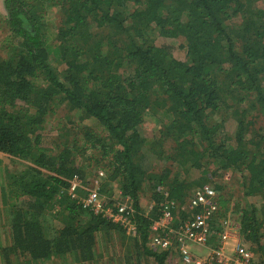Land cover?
<instances>
[{"label":"trees","instance_id":"obj_1","mask_svg":"<svg viewBox=\"0 0 264 264\" xmlns=\"http://www.w3.org/2000/svg\"><path fill=\"white\" fill-rule=\"evenodd\" d=\"M258 1L4 0L0 153L23 168L6 170L0 185V224L9 236L1 260L67 264L69 254L96 264L97 244L114 236L125 246L122 264H166L173 250L149 246L157 207L144 214L163 190L181 204L193 186L233 171L245 174V197L264 199V0ZM178 38L184 60L176 56ZM60 107L68 120L54 126L57 137L43 136ZM146 115L159 123L157 132L141 133ZM229 119L236 123L232 136L225 133ZM85 160L107 170L100 194L115 187L133 200L136 237L67 195L74 176L84 181ZM154 161L170 166L156 172ZM191 167L202 169L200 178L181 179ZM145 184L150 204L142 208ZM213 186L222 189L220 182ZM217 225L210 249L220 246ZM239 232L263 253L264 208H243Z\"/></svg>","mask_w":264,"mask_h":264},{"label":"built area","instance_id":"obj_2","mask_svg":"<svg viewBox=\"0 0 264 264\" xmlns=\"http://www.w3.org/2000/svg\"><path fill=\"white\" fill-rule=\"evenodd\" d=\"M104 172L99 171L92 187L86 186L80 177L74 176L69 182L67 195L76 200L82 208L95 215L119 224L129 236L138 235V226L133 222L135 208L129 196L108 198L99 193V179ZM230 172L223 179L230 180ZM80 188L79 194L77 189ZM88 190V191H87ZM84 191V192H83ZM163 199L151 203L144 213L146 216L157 207L158 216L151 221L149 246L153 250H173L180 255L184 264H264V256L259 255L237 233L238 227L228 218L215 217L221 209L217 191L211 183L192 191L187 206H180L171 199L166 190L162 191ZM111 202V204H108ZM190 210V211H189ZM185 212V218L180 217ZM219 227L220 246L212 249L208 256L198 257L191 251V246H206L210 233H213L212 222ZM233 239V249L226 248L227 242Z\"/></svg>","mask_w":264,"mask_h":264},{"label":"rangeland","instance_id":"obj_3","mask_svg":"<svg viewBox=\"0 0 264 264\" xmlns=\"http://www.w3.org/2000/svg\"><path fill=\"white\" fill-rule=\"evenodd\" d=\"M258 4H259V6H262L263 0H259ZM52 13H53V11L48 13L49 17H51L50 18L51 20L54 18V17H52ZM7 16L8 15H7V10L5 9L4 0H0V45H1V41L3 42V41L8 40L7 33L9 31V28H8L7 24L5 23V20H7L6 19ZM49 31L50 32L48 34L51 37H53L55 34L54 30H52V28H51V29H49ZM175 42H176L175 43L176 56L178 59L184 60L185 59V49H183L181 47V45L184 46L185 41L182 38H178V40H176ZM0 55L5 56L4 50H3L2 54H0ZM55 64H56V67L58 70H62L63 64L61 62L57 61V62H55ZM72 113H75V112H72ZM72 113L70 112V114L74 116V114H72ZM66 114H67V110L63 107H60L56 114H53L50 117H48L46 125H44V129L41 130L42 135L43 136H49L50 135L52 137H54V136L57 137L59 134H58V131L55 129L56 127L54 128V126L56 124H58V122H60V120H63V121L68 120V118L65 117ZM159 117L162 118V116H159ZM73 119L75 121L77 120L76 115L74 116ZM82 123L85 125H90L94 129L99 128L98 125L96 126V124L94 122H92V120H89V119L83 120ZM235 125H236V123H235L234 119H229L227 121V123L225 125V133L228 136L233 135L234 130H235ZM261 125H262V123H261ZM158 129H159V123H157V120L153 116L146 115L145 116V122L141 128V133L143 135H146V132L150 133V131H151V133H155L158 131ZM80 141H81V139H80ZM92 150H94V149H89L88 152H90L92 154ZM87 160H89V162H90V159H87ZM87 160H85V164L83 165V168H85V170H86L84 180H85V182L88 181L89 185L92 186V185H94L95 180H97L98 172L103 171L104 177L99 179V184H100L99 187H100L106 181L107 170H106V168L105 169L98 168L96 165L88 163ZM153 165H155L154 166L156 168L155 171L160 172V169H162L164 166H170V163L161 162V161H159V162L154 161L152 166ZM147 166H149V165H147ZM22 168H23V162H20L18 160L10 158L7 155L0 153V185H2L4 183V177H5L6 170H9V171L14 170L13 172H15L16 169L20 170ZM213 169L215 170V168H213V166L209 167V170H211V172L213 171ZM201 170L202 169H197V168L191 167L187 172L181 171V176H182L181 179H184L186 181L191 182L193 179L200 178ZM219 171H218L217 176H214L213 174L211 175L210 181L212 183L220 182L222 184V189L217 190L220 199L221 200L224 199L226 202L224 204L223 203L220 204L221 205L220 212L222 213V215L220 216L221 218L231 219V221L235 225L238 226L239 225L240 212H241V210H243V208L245 209L248 204H252V205L256 206V208L258 210H262L264 208V199L262 197H260V196L245 197L243 195V179H244L245 174L243 175V174H239V173L231 171L230 172L231 177H229L230 180L228 182L227 181L223 182L222 176H220ZM144 187H145L144 188V194L141 196L142 198L140 200V206H142V208H146L147 205L150 204L149 203V201H150L149 200L150 188H149L148 184H145ZM196 188H197V186H193L191 191H190V194ZM102 195H104L108 198H119L120 197L119 192L115 187L113 188V190L111 192L102 193ZM1 212L5 213V206L3 205V202L0 199V213ZM0 217H5V216L0 214ZM53 225L57 228L60 227L59 223L56 221L53 223ZM7 229H8V225H6L4 222H2L0 224V245H6L7 243H9V236H7ZM242 239H244V238L242 237ZM246 243L251 246L250 243H248V242H246ZM121 245H122V240L119 237H114V236L112 237V239H107V241H102L101 244H99V245L97 244L96 253H97V255L100 254V257H98V258L96 257V260L98 259V261H96V264H119V263L122 264V262H123L122 257L124 256V253H125V246H121ZM207 246L208 245H206V247ZM251 248L253 250H255L259 255L261 254V256H264V252L263 253L259 252L253 246H251ZM196 249H201V248H196ZM192 252L196 256L202 257V256H205L207 253H209V250H203V248H202L199 253H196L194 251H192ZM72 258L73 257L68 254L67 259H66V263L67 264H83V263H77L76 261H73ZM19 261L17 259V264H22L20 259H19ZM46 262L48 264H54L53 262L52 263L49 261H46ZM57 263L63 264L62 260H57ZM0 264H6V263H5V261L0 259ZM13 264H16L15 259L13 261ZM150 264H153V263L151 262ZM166 264H184V263H182L180 255L173 251L172 256H170V258L168 259Z\"/></svg>","mask_w":264,"mask_h":264},{"label":"crops","instance_id":"obj_4","mask_svg":"<svg viewBox=\"0 0 264 264\" xmlns=\"http://www.w3.org/2000/svg\"><path fill=\"white\" fill-rule=\"evenodd\" d=\"M145 188V187H144ZM142 197H140V200H141ZM190 211V210H189ZM185 213V212H184ZM196 248H203V250H209V253H210V248L207 246H191V251H194L196 253H199L201 249H196ZM226 248L229 249L230 251H232L233 249V239H230L227 244H226ZM209 253H207L205 256H202V257H206Z\"/></svg>","mask_w":264,"mask_h":264},{"label":"clouds","instance_id":"obj_5","mask_svg":"<svg viewBox=\"0 0 264 264\" xmlns=\"http://www.w3.org/2000/svg\"><path fill=\"white\" fill-rule=\"evenodd\" d=\"M222 181H223V182H226V180H224V179H223V177H222ZM228 181H229V180H228ZM228 181H227V182H228ZM84 182H85V180H84ZM207 183H211V182H207ZM211 184L213 185V183H211ZM92 186H93V185H92ZM92 186H91V187H92ZM99 188H100V187H99ZM197 188H198V187H197ZM214 188H215V187H214ZM215 190H216V188H215ZM216 191H217V190H216ZM118 192H119V191H118ZM191 193H192V192H191ZM217 193H218V191H217ZM190 195H191V194H190ZM190 195L187 197V199H186V200H185L183 203H181V204H180V203H178V204H179L180 206H182V205H183V206H185V207H186V206H187V203H188V200H189V197H190ZM218 196H219V195H218ZM219 200H221V199H220V197H219ZM220 204H221V201H220ZM182 213L184 214V212H181V213H179V214H182ZM184 215H185V214H184ZM181 216H182V215H181ZM217 226H218V225H217ZM235 226H237V225H235ZM237 227H238L237 233L240 235V232H239V225H238ZM218 231H219V230H218ZM218 231H217V232H218ZM240 236H241V235H240ZM241 237H242V236H241ZM211 250H212V249H210V252H211ZM208 255H209V254H208ZM208 255H207V256H208ZM260 255H261V254H260Z\"/></svg>","mask_w":264,"mask_h":264}]
</instances>
